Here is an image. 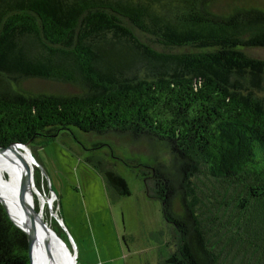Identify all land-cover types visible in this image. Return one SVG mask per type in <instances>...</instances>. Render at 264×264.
<instances>
[{
  "label": "trees",
  "instance_id": "trees-1",
  "mask_svg": "<svg viewBox=\"0 0 264 264\" xmlns=\"http://www.w3.org/2000/svg\"><path fill=\"white\" fill-rule=\"evenodd\" d=\"M258 48L264 0H0V147L76 127L164 148L183 215L166 208L172 179L154 173L175 225L159 264H264ZM28 79L74 91L34 92ZM28 250L0 202V264H31Z\"/></svg>",
  "mask_w": 264,
  "mask_h": 264
},
{
  "label": "rangeland",
  "instance_id": "rangeland-1",
  "mask_svg": "<svg viewBox=\"0 0 264 264\" xmlns=\"http://www.w3.org/2000/svg\"><path fill=\"white\" fill-rule=\"evenodd\" d=\"M254 52L264 59V48ZM22 87L34 92L74 91L70 85L38 79H28ZM20 149H29L35 159L20 162L35 189L30 193L33 204L74 249L75 264H159L174 249L175 225L164 217L165 204L158 196L163 181L152 177L158 171L178 170L166 149L127 134L86 133L76 127ZM107 171L124 180L128 194L117 193L121 184L115 179L109 186ZM166 174L175 189L166 208L181 218V188L173 175Z\"/></svg>",
  "mask_w": 264,
  "mask_h": 264
},
{
  "label": "bare ground",
  "instance_id": "bare-ground-1",
  "mask_svg": "<svg viewBox=\"0 0 264 264\" xmlns=\"http://www.w3.org/2000/svg\"><path fill=\"white\" fill-rule=\"evenodd\" d=\"M20 147L24 146L12 144L0 150V198L6 205L10 217L19 227L25 229L31 222L32 264H75L74 249L72 251L50 228L44 219L43 210L37 211L29 222L24 207L27 182L21 171L20 162L21 158L32 156L29 149L22 150ZM32 159L35 161L33 157Z\"/></svg>",
  "mask_w": 264,
  "mask_h": 264
},
{
  "label": "water",
  "instance_id": "water-1",
  "mask_svg": "<svg viewBox=\"0 0 264 264\" xmlns=\"http://www.w3.org/2000/svg\"><path fill=\"white\" fill-rule=\"evenodd\" d=\"M11 144H17L19 146H24L26 147V144L24 143H21V142H15V143H11ZM10 144V145H11ZM7 147V146H6ZM6 147H0V150H3L5 149ZM25 178H26V182H27V186H26V196H25V203H24V207H25V212H26V215L28 216L29 218V222L31 221V219L34 217V215H36V210L34 209V205H33V201H32V198H31V195L33 192H35V189L34 187H32L30 185V179L28 177V174L25 173ZM31 193V195H30ZM0 202L2 203V205L4 206L9 218L12 220V218L10 217L9 215V212L7 210V207L6 205L4 204V202L2 201V199L0 198ZM13 221V220H12ZM14 222V221H13ZM14 224L19 227L15 222ZM24 233L25 235L27 236V241H28V251H29V257H30V263L32 264V261H31V252H32V227H31V222H30V225L27 226L25 229H22L21 227H19ZM59 239L63 242V243H66L64 242L60 237ZM70 242V241H69ZM75 252V251H74ZM75 257H76V252H75ZM75 263H76V260H75Z\"/></svg>",
  "mask_w": 264,
  "mask_h": 264
}]
</instances>
